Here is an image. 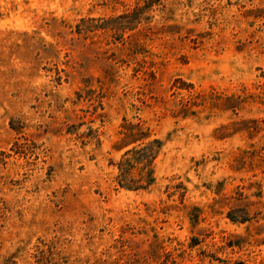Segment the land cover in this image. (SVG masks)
<instances>
[{"label":"rangeland","instance_id":"374dc122","mask_svg":"<svg viewBox=\"0 0 264 264\" xmlns=\"http://www.w3.org/2000/svg\"><path fill=\"white\" fill-rule=\"evenodd\" d=\"M0 264H264V0H0Z\"/></svg>","mask_w":264,"mask_h":264},{"label":"trees","instance_id":"16d2710c","mask_svg":"<svg viewBox=\"0 0 264 264\" xmlns=\"http://www.w3.org/2000/svg\"><path fill=\"white\" fill-rule=\"evenodd\" d=\"M148 135L141 133L139 127H123L120 147L132 146L118 163V184L128 190L144 189L151 185L153 178V161L162 143L158 139L144 142ZM136 172L137 177L134 176Z\"/></svg>","mask_w":264,"mask_h":264}]
</instances>
